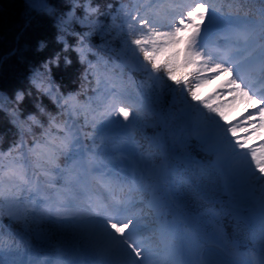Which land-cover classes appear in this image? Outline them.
Returning <instances> with one entry per match:
<instances>
[{"label":"snow or ice","instance_id":"snow-or-ice-1","mask_svg":"<svg viewBox=\"0 0 264 264\" xmlns=\"http://www.w3.org/2000/svg\"><path fill=\"white\" fill-rule=\"evenodd\" d=\"M246 3L248 0H136L134 10L122 4L118 13H123L126 28L119 26L120 64H109L102 56H96L84 40L100 26L96 22L87 24V15L77 18L76 22L88 30L69 34L78 36L75 51L81 62L88 65L85 79L89 72L95 79L92 89L95 95L83 103L75 95L56 103L62 110L71 109L73 117L82 116L84 126L91 125L93 131L85 134V138L94 141L99 138L96 149L104 143L105 128L124 129L114 147L120 154L119 160L128 162L130 174H125L123 163L114 167L117 157L106 151L89 152L82 145L78 130L68 122L57 125L53 116L50 127L56 129V135L46 129L43 142L35 139L29 147L21 137L8 152H0V215L7 204L9 219L22 222L26 231L44 242L48 241L49 233L38 227L42 222L70 228L101 257L95 264H170L158 258L153 236L173 244L181 228L191 233L196 226L213 223L219 215L214 207L196 211L189 205L186 199L189 193L210 205L219 203L182 174L183 168L194 167L203 176L223 179L230 200L222 211L233 217L238 232L247 230L250 238L258 241L259 264H264V143L253 145L249 143L252 135H240L264 130V90L252 87L254 78L264 81V7L257 19H251L243 10ZM24 4L29 13L55 12L47 0H24ZM73 19L74 12H68L67 18L57 25L59 31L69 32L66 26ZM57 40L64 41V36L58 35ZM45 46L41 42L39 47ZM87 53L96 56L95 63L88 59ZM58 59L59 54L50 63ZM121 65L147 74L161 94L170 95L167 111L152 109L139 94L133 97L116 70ZM43 68L47 71L49 64ZM37 75L44 73L34 72L30 78L34 87L50 94V88L37 82ZM214 82L219 83L212 93L201 98V88ZM23 99V93H17L16 100ZM241 100L248 104L245 112L249 108L254 110L245 117L244 127L228 120L224 111ZM113 116L115 120L111 119ZM151 116L157 118L171 137L170 143L164 133L146 138L147 146L136 140L143 127L156 126L144 123ZM27 119L32 124L38 123L35 116ZM17 120L19 117L13 123ZM194 153H204L211 159L202 163ZM29 165L34 176L47 179L49 188H55L58 180L64 181L56 190L55 199L42 193L39 181L28 178ZM90 184L101 191H91ZM73 186L83 193V204L74 202L75 195H67ZM25 192L31 195L25 197ZM137 193L141 197L150 196L146 203L152 210L155 227L144 223L142 210L137 208L134 195ZM253 205L258 206V213L253 212ZM4 244L0 239V247ZM0 264L6 261L0 258ZM57 264L64 262L58 260ZM171 264L192 262L175 259ZM198 264L237 262L202 259Z\"/></svg>","mask_w":264,"mask_h":264},{"label":"trees","instance_id":"trees-1","mask_svg":"<svg viewBox=\"0 0 264 264\" xmlns=\"http://www.w3.org/2000/svg\"><path fill=\"white\" fill-rule=\"evenodd\" d=\"M47 3L55 10L53 15L29 13L24 0H0V94H2L0 95V152L8 151L14 144L20 142L21 137L28 146L35 139L43 142L46 138V129L56 135V129L50 127V117L54 116L57 125L63 126L65 122H68L78 130L81 143L89 152L106 151L108 155L117 157L113 162L114 167L120 166L121 163L126 167L128 162L119 160L120 154L114 147L119 143L124 129L118 126L105 128L104 143L100 149H96V145L100 144L99 138L95 141L85 138V134L93 131L91 125L84 126L82 116L73 117L71 109L62 110L56 100L75 95L77 100L83 103L89 96L95 95L92 91L95 87V79L91 72L88 73V79H85L88 65L81 62L79 54L75 51L78 46V36L69 34L72 31L82 34L88 30L82 28L76 19H83L87 15V24L96 22L100 26L96 33L85 38L84 43L92 48L96 56H102L108 60L109 64H120V57L117 56L121 46L119 26L126 28V25L123 13H118V10L122 4L134 10L136 0H47ZM262 4L264 5V0H248L243 10L253 17L256 16ZM91 9L96 11L92 12ZM70 11L74 12V19L66 26L69 32L61 33L57 25L62 19L67 18V13ZM113 17L116 19L113 20ZM58 35H63L64 41H58ZM41 42L46 45L43 49L39 47ZM65 42L68 45L67 50ZM57 54H59L58 61L50 63L56 59ZM87 56L95 63L96 56L92 53H87ZM46 63L49 64L47 71L43 68ZM116 70L122 75L126 88L133 97L139 94V98L149 104L152 109L167 111L171 96L166 92L161 94L158 85L150 81L147 74L129 70L125 65H121ZM34 72L44 73L43 76H35V79L42 83L44 88H50V94L34 87L30 79ZM168 83L172 82L168 81ZM172 86L175 87V85ZM17 93H23L22 101L16 100ZM28 116H35L38 123L32 124L27 119ZM16 117H19V120L13 123ZM111 119L115 120L116 117L113 116ZM21 122H23L22 127ZM144 123L156 126H146L142 131L137 132L136 140L141 145L147 146L146 138L154 137L156 132L164 133L168 142H171V137L158 124L156 117H146ZM194 155L202 163H208L211 159L204 153H194ZM61 167H64L63 163ZM125 174H130L127 172V167ZM182 174L192 184L202 186L208 196L219 201L213 206L206 200L196 199L191 193L186 197L189 205L196 211H204L209 207L215 208L219 213L217 218L213 223L196 226V233L198 237H218L219 230H223V224L229 222L227 220L223 223L220 217L224 212L222 207L225 209L226 205L223 183L214 175H201L200 170L194 167L183 168ZM27 176L33 177L30 172ZM63 183V180H58L55 188L48 187L47 190L49 192L53 189L58 190ZM26 193L23 194L25 197L28 196ZM67 195H75L74 202L83 204V195L76 186H73ZM134 195L137 208L142 210V215L145 217L144 223L150 227L154 226L152 210L146 203L150 196L144 194L141 197L138 193ZM36 227L37 225H32V228ZM38 227L49 233L47 242L34 239V234L26 231L22 222L9 223L6 214L0 215V239L5 242L4 246L0 247V258L6 261V264H33L31 259L38 260L43 256H59L65 259L69 255L73 256L90 249L87 242L68 227H60L51 221L42 222ZM234 229L237 237H247L246 233L244 235L241 231L238 232L235 226Z\"/></svg>","mask_w":264,"mask_h":264},{"label":"rangeland","instance_id":"rangeland-1","mask_svg":"<svg viewBox=\"0 0 264 264\" xmlns=\"http://www.w3.org/2000/svg\"><path fill=\"white\" fill-rule=\"evenodd\" d=\"M142 59V57H141ZM129 69H132V67L130 65H126ZM216 83L219 82H214L213 84L208 85L207 87H202L199 95L201 98H204L206 95L211 94L213 89L216 87ZM258 90V89H257ZM248 107V104L246 102H241V105H239V101L236 102L235 104H233L231 107L226 108L225 114L227 116V119L230 121H234L237 117H239L241 115V113H245V108ZM254 112L253 109L249 108V111ZM242 126H245L244 124ZM158 132L154 133V136L157 134ZM252 136L256 138L255 141L251 142V144L253 143V145H258L260 143H264V130H259L257 133H252ZM5 163H7V161H5ZM42 178V183L43 185H47V179L41 175ZM223 180V179H222ZM40 182V186L42 184ZM56 194V193H54ZM258 195V193H257ZM228 196L230 198V195L228 193ZM4 211L3 213H5L9 219V216L7 214L8 212V205L5 204L4 206ZM258 206L253 205V210L256 209ZM14 211H16L14 209ZM10 220V219H9ZM10 221H16V220H10ZM34 234V233H33ZM34 238L36 239V236L34 234ZM157 244V256L159 259L161 260H168L171 264V262L175 259H179V260H187V261H191L192 264H198L199 262V257L197 258V255L195 253V249L196 245L193 244L191 241H187L186 239H184L183 237L178 241L177 246L173 247H169L168 244L163 243L162 240L159 239V241L156 243ZM201 253H203V251H200V255ZM163 255V256H162ZM43 258V257H42ZM101 257L96 255L95 253H93L92 257H86L85 259H78L76 262L78 264H95V261L100 260ZM44 260V259H43ZM220 260H216L215 262H218ZM48 262H52L53 264H57V261H50V260H44L39 263V264H48Z\"/></svg>","mask_w":264,"mask_h":264},{"label":"bare ground","instance_id":"bare-ground-1","mask_svg":"<svg viewBox=\"0 0 264 264\" xmlns=\"http://www.w3.org/2000/svg\"><path fill=\"white\" fill-rule=\"evenodd\" d=\"M255 79V78H254ZM258 79H256V81H257ZM263 85V82H262V80L256 85V86H262ZM241 102H245V101H243V100H241V101H239V105H241ZM249 112H251V111H249ZM249 112H245L244 113V115H240L239 117H237L234 121H233V123H235V124H237L239 127H244V126H242L243 125V121L245 120V117L249 114ZM240 135H252V133L251 132H249V133H240ZM256 140V138L255 137H253L252 136V140H251V142H253V141H255ZM251 142L249 141V143L251 144ZM253 144V143H252Z\"/></svg>","mask_w":264,"mask_h":264}]
</instances>
